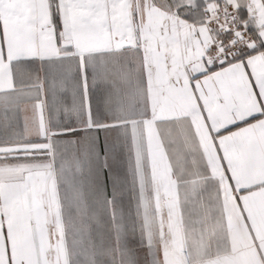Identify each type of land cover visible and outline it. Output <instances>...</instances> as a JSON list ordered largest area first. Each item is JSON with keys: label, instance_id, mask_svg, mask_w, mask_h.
Listing matches in <instances>:
<instances>
[{"label": "snow or ice", "instance_id": "obj_1", "mask_svg": "<svg viewBox=\"0 0 264 264\" xmlns=\"http://www.w3.org/2000/svg\"><path fill=\"white\" fill-rule=\"evenodd\" d=\"M0 264H264V0H0Z\"/></svg>", "mask_w": 264, "mask_h": 264}]
</instances>
